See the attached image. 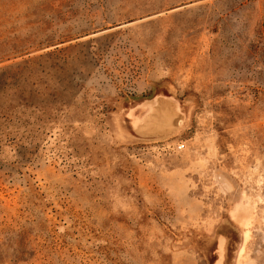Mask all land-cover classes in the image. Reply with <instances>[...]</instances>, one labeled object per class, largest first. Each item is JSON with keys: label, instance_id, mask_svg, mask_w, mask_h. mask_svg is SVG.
Returning a JSON list of instances; mask_svg holds the SVG:
<instances>
[{"label": "rangeland", "instance_id": "1", "mask_svg": "<svg viewBox=\"0 0 264 264\" xmlns=\"http://www.w3.org/2000/svg\"><path fill=\"white\" fill-rule=\"evenodd\" d=\"M0 264H264V0H0Z\"/></svg>", "mask_w": 264, "mask_h": 264}]
</instances>
